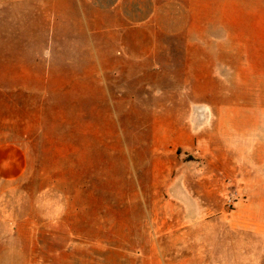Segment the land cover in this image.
Listing matches in <instances>:
<instances>
[{"label":"rangeland","instance_id":"374dc122","mask_svg":"<svg viewBox=\"0 0 264 264\" xmlns=\"http://www.w3.org/2000/svg\"><path fill=\"white\" fill-rule=\"evenodd\" d=\"M166 6L0 0V264H264V0Z\"/></svg>","mask_w":264,"mask_h":264},{"label":"crops","instance_id":"0c3cea01","mask_svg":"<svg viewBox=\"0 0 264 264\" xmlns=\"http://www.w3.org/2000/svg\"><path fill=\"white\" fill-rule=\"evenodd\" d=\"M97 12L116 14V21L111 30L118 36V54L123 58L145 59L153 57L156 52V35L165 32L168 26L164 21L166 11L171 9L166 5H175L181 0H92ZM4 152V153H3ZM19 150L5 146L0 153ZM13 163L6 158L0 162V169L7 170ZM23 169V166L21 167ZM2 216L0 213V226Z\"/></svg>","mask_w":264,"mask_h":264}]
</instances>
